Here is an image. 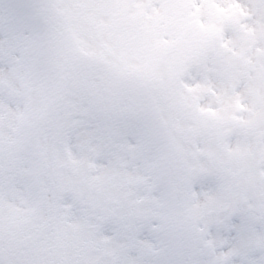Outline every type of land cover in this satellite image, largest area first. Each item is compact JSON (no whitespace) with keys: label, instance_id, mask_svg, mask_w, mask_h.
I'll use <instances>...</instances> for the list:
<instances>
[{"label":"clouds","instance_id":"clouds-1","mask_svg":"<svg viewBox=\"0 0 264 264\" xmlns=\"http://www.w3.org/2000/svg\"><path fill=\"white\" fill-rule=\"evenodd\" d=\"M0 264H264V0H0Z\"/></svg>","mask_w":264,"mask_h":264}]
</instances>
